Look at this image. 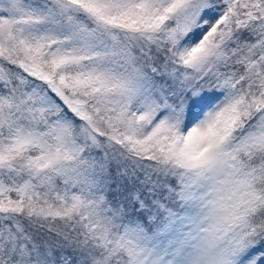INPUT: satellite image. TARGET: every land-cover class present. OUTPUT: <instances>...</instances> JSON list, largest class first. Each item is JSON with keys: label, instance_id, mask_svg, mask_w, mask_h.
I'll return each instance as SVG.
<instances>
[{"label": "snow or ice", "instance_id": "6c2138e0", "mask_svg": "<svg viewBox=\"0 0 264 264\" xmlns=\"http://www.w3.org/2000/svg\"><path fill=\"white\" fill-rule=\"evenodd\" d=\"M0 264H264V0H0Z\"/></svg>", "mask_w": 264, "mask_h": 264}]
</instances>
